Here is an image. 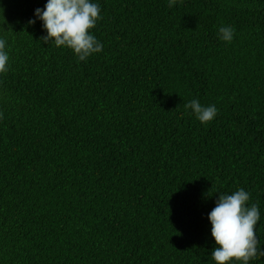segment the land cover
<instances>
[{"label":"trees","instance_id":"1","mask_svg":"<svg viewBox=\"0 0 264 264\" xmlns=\"http://www.w3.org/2000/svg\"><path fill=\"white\" fill-rule=\"evenodd\" d=\"M95 2L103 51L78 62L28 26L46 0H0V264H213L238 188L264 248V0Z\"/></svg>","mask_w":264,"mask_h":264},{"label":"clouds","instance_id":"2","mask_svg":"<svg viewBox=\"0 0 264 264\" xmlns=\"http://www.w3.org/2000/svg\"><path fill=\"white\" fill-rule=\"evenodd\" d=\"M178 0H168L172 8ZM3 19V9L0 8ZM101 6L95 0H46L43 8H36L33 19L27 24L39 22L44 35L42 44L66 48L78 62L87 61L103 51V44L91 31L101 19ZM4 21V19H3ZM0 24V74L9 70L7 31ZM218 38L224 43L233 41L235 31L231 26H221ZM201 124H208L218 113L215 104L204 106L198 99L185 105ZM251 193L238 188L231 194H219L215 206L207 215L210 236L214 243L211 251L213 264H251L264 257V248L257 238L256 225L260 221V210L256 203L249 205Z\"/></svg>","mask_w":264,"mask_h":264}]
</instances>
